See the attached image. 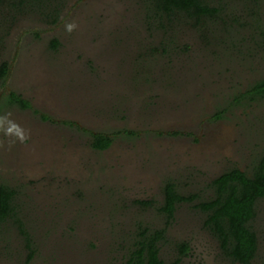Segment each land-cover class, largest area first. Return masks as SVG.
Instances as JSON below:
<instances>
[{
  "label": "rangeland",
  "instance_id": "374dc122",
  "mask_svg": "<svg viewBox=\"0 0 264 264\" xmlns=\"http://www.w3.org/2000/svg\"><path fill=\"white\" fill-rule=\"evenodd\" d=\"M209 6L217 13L200 25L156 18L147 0L0 7V116L29 134L9 147L0 132V186L14 191L26 235L0 225V264H125L143 228L164 231V264H238L194 206L219 175L250 176L264 156V97L247 95L264 78V0ZM10 92L30 109L7 104ZM96 134L111 139L106 150L92 148ZM166 182L197 196L168 224L157 210ZM249 226L250 264H264V198Z\"/></svg>",
  "mask_w": 264,
  "mask_h": 264
},
{
  "label": "trees",
  "instance_id": "16d2710c",
  "mask_svg": "<svg viewBox=\"0 0 264 264\" xmlns=\"http://www.w3.org/2000/svg\"><path fill=\"white\" fill-rule=\"evenodd\" d=\"M50 0H0V7L8 9L16 15L21 8L32 7L39 9ZM151 13L156 18H169L183 16L189 21L200 25L204 19L212 18L216 9L209 6V0H147ZM56 13V12H55ZM52 23L55 15L50 14ZM50 17V16H48ZM52 47L57 42L52 41ZM9 66L6 62L0 64V83L3 84L7 76ZM251 99L264 97V78L255 82L247 91ZM7 104L21 109H30V104L20 96L10 92L5 97ZM43 120L46 117L41 116ZM216 118H219L217 116ZM111 139L105 135H92L91 146L95 150H105L109 147ZM210 188L213 192L208 201L198 202L194 208L205 215L204 226L219 242V247L224 256L234 263L250 264L254 259L257 240L249 223L255 215V204L264 198V156L254 167L252 174L248 176L244 172L232 168L215 178ZM197 196L183 197L176 192L171 182H166L163 187V203L157 209L164 217L165 224L173 218L175 207L181 203H190ZM14 191L6 186H0V225L7 220L14 221L19 231L24 235L21 224L16 218L14 205ZM143 206L151 205V202H139ZM163 230H149L143 228L137 233L132 244V250L125 264H164L159 257V244L165 241ZM188 252L186 244L178 246L180 256ZM177 261L170 264H177Z\"/></svg>",
  "mask_w": 264,
  "mask_h": 264
},
{
  "label": "clouds",
  "instance_id": "9594fccd",
  "mask_svg": "<svg viewBox=\"0 0 264 264\" xmlns=\"http://www.w3.org/2000/svg\"><path fill=\"white\" fill-rule=\"evenodd\" d=\"M76 25L74 23H67L65 25V30L71 33L75 29ZM11 113L7 115L0 116V132H3L5 136L13 137L9 147L15 144L17 141L20 143H26L29 139V134L23 129L19 124L10 119Z\"/></svg>",
  "mask_w": 264,
  "mask_h": 264
},
{
  "label": "flooded vegetation",
  "instance_id": "af4514ba",
  "mask_svg": "<svg viewBox=\"0 0 264 264\" xmlns=\"http://www.w3.org/2000/svg\"><path fill=\"white\" fill-rule=\"evenodd\" d=\"M110 144H111V143H110ZM109 146H110V145H109ZM106 149H107V148H106ZM106 149H105V150H106ZM102 151H104V150H102Z\"/></svg>",
  "mask_w": 264,
  "mask_h": 264
}]
</instances>
